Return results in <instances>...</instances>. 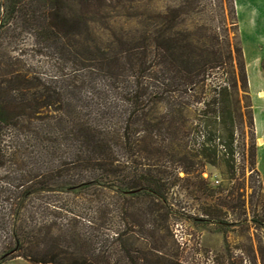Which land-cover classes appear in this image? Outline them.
<instances>
[{
  "label": "trees",
  "instance_id": "obj_1",
  "mask_svg": "<svg viewBox=\"0 0 264 264\" xmlns=\"http://www.w3.org/2000/svg\"><path fill=\"white\" fill-rule=\"evenodd\" d=\"M190 1L163 13L142 12L141 22L155 26L126 31L115 24L124 15L138 17L134 0H0V49L1 40L24 32L33 42V57L21 49L15 55L0 50V170L8 175L0 185V264L15 257L35 264H184L160 250L149 255L152 262L132 255L123 226L130 198H149V215L158 201L167 208L165 171L148 156L168 155L177 147L186 173L198 156L234 173L229 85L219 86L216 101L218 116L227 117L226 153L219 154L211 128L199 149L188 144L189 102L178 95L198 103L207 68L220 61V40L212 29L206 34L210 44L204 39L197 44L191 30L179 27ZM97 32L112 39L98 41ZM236 52L243 58L242 47ZM241 67L245 71L244 60ZM244 80L248 86L246 71ZM163 103L167 111L155 114ZM208 112L201 117L206 127L213 121ZM142 153L147 162L137 159ZM7 167L20 170L15 180H8ZM43 193L79 199L86 215L67 212L90 224L95 206L108 218L106 197L116 196L120 222L113 230L114 250L98 249L91 232L63 228L46 215L50 206H60L35 207L32 198Z\"/></svg>",
  "mask_w": 264,
  "mask_h": 264
},
{
  "label": "rangeland",
  "instance_id": "obj_2",
  "mask_svg": "<svg viewBox=\"0 0 264 264\" xmlns=\"http://www.w3.org/2000/svg\"><path fill=\"white\" fill-rule=\"evenodd\" d=\"M260 2L264 0H191L183 7L179 27L191 30L195 43L200 44L204 39L210 44V39L206 37L210 29L218 34L221 43L217 44L220 48V61L212 63L207 68L206 88L200 95L201 101L193 102L185 93L178 95L179 100L189 102L184 108V113L191 119L186 126L190 131L187 137L188 144L194 150L199 149L205 140L203 134L211 128L210 137L213 144H219L220 155L226 153L222 145L228 141L227 129L223 123L226 116L224 118L218 116L216 101L220 98L217 93L219 86L229 85L233 89L230 106L234 130L232 156L234 173H230L222 164L213 166L200 156L194 158V170L186 173L178 161L181 156L176 155L177 147L168 155H147L152 162L157 163L159 171H165L168 184L165 193L167 200L164 204L167 208L161 209L163 203L158 201L156 209L149 215L147 208L149 198L145 196L138 200L130 198L127 202L129 217L127 216L125 227L123 226L126 231L124 245L132 255L146 256L148 262H152L153 259L150 260L149 255L157 254L160 250L167 254L168 259L178 260L184 264H263L264 256L260 250L261 248L264 250V183L256 165L258 139L254 127L250 79L254 89L261 85L258 70L259 68L264 70V58L260 62L256 58L258 55H264V42L254 45V48L247 46L251 42H258L251 33L248 13L252 10L255 17L264 15V4H258ZM181 3L182 0H134L137 7L136 15L139 18L124 15L115 27L122 26L126 31H132L140 28L142 24L155 26L156 23L153 21L145 23L144 20L142 23L140 13H163L168 7L178 5L182 7ZM263 19L260 17L258 25H255L254 29L258 32H264ZM97 33L98 41L108 43L109 39H112L108 32ZM7 38L1 40L4 44V50L0 49L1 52L6 51L15 55L21 49L33 57L31 51L33 42L29 33L24 32L17 39ZM242 45L248 51L247 58L244 50L243 58L236 52V47L243 49ZM243 60L248 86H245V71L241 67ZM246 60L250 66L249 72ZM204 102H210V105L206 106ZM168 107V104H159L157 112L154 113H164ZM205 110L209 111L213 120L209 127H206V121L201 118ZM252 152L255 154L253 157ZM145 156L143 154L137 159L147 162ZM130 160L132 162V159ZM4 169L6 168L0 170V185L5 184L4 180L8 176ZM7 170L9 181L15 180L20 172L15 167H7ZM217 180L219 182H216ZM106 200L111 203L108 218L105 217L103 209L95 206L93 224L67 212L74 209L84 216L87 212L78 205L80 200L71 198V195L37 194L31 202L40 210L43 206H48V203L60 206V210L51 209L50 206L46 215L53 216L54 221L63 228L71 226L75 230L91 232L98 249L113 251L117 246L112 239L113 230L120 222L116 215L119 202L111 193ZM165 213L168 215L167 221L164 218ZM39 215L37 214L38 217ZM167 225L168 229L165 227ZM4 264L35 263L22 257H15L8 259Z\"/></svg>",
  "mask_w": 264,
  "mask_h": 264
},
{
  "label": "crops",
  "instance_id": "obj_3",
  "mask_svg": "<svg viewBox=\"0 0 264 264\" xmlns=\"http://www.w3.org/2000/svg\"><path fill=\"white\" fill-rule=\"evenodd\" d=\"M261 3L264 4V2H260L258 4L261 5ZM250 13H248V15H250L249 17H250V21H251V33L253 34V36L255 37V39L258 42L257 43L251 42L247 46L250 45L254 48V45L257 46L258 43L262 44L264 42V32H260V31L258 32L256 29H254L258 25L259 18L260 17L264 18V15L255 17L254 16L255 14L252 10ZM240 16H241V14H240ZM243 50H244L245 57L247 58L248 51L244 46H243ZM257 57L258 58H256V60L258 62H260V60L264 58V55L263 54L260 56L258 55ZM246 62H247V68H248V72H249L250 66H249L248 60H246ZM258 71H259V74H258L259 79L261 80V85H257V87H255V89H254L253 83L250 79V88H251V94H252L254 127H255L256 137L258 139L256 165H257V169L260 173L262 182L264 183V70L262 68H259ZM248 75H249V73H248ZM259 140H262V144H260Z\"/></svg>",
  "mask_w": 264,
  "mask_h": 264
},
{
  "label": "bare ground",
  "instance_id": "obj_4",
  "mask_svg": "<svg viewBox=\"0 0 264 264\" xmlns=\"http://www.w3.org/2000/svg\"><path fill=\"white\" fill-rule=\"evenodd\" d=\"M260 144H262V140H259Z\"/></svg>",
  "mask_w": 264,
  "mask_h": 264
},
{
  "label": "built area",
  "instance_id": "obj_5",
  "mask_svg": "<svg viewBox=\"0 0 264 264\" xmlns=\"http://www.w3.org/2000/svg\"><path fill=\"white\" fill-rule=\"evenodd\" d=\"M216 182H219L218 180Z\"/></svg>",
  "mask_w": 264,
  "mask_h": 264
}]
</instances>
